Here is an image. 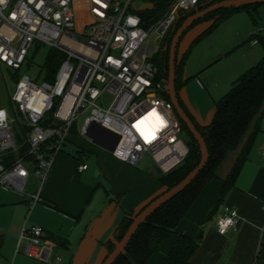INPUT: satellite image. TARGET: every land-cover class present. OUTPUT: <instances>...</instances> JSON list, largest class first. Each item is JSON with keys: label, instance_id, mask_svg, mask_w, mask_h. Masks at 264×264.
<instances>
[{"label": "built area", "instance_id": "2783aa9c", "mask_svg": "<svg viewBox=\"0 0 264 264\" xmlns=\"http://www.w3.org/2000/svg\"><path fill=\"white\" fill-rule=\"evenodd\" d=\"M137 1L151 6L138 8ZM160 1L162 15L150 21L141 12L154 8V0H0L2 67L18 74L36 42L66 58L53 82L18 75L10 105L0 107V185L26 193L32 172L40 178V188L28 193L30 211L43 200L41 188L73 135L113 145L105 128L120 137L114 150H107L111 155L137 166L148 153L163 172L187 156L183 121L170 99L168 80L159 76L153 57L160 48L152 41L161 45L179 14L201 0ZM82 13L87 22L78 31ZM105 97L111 98L107 106ZM17 128L25 138L22 144ZM22 146L27 147L23 154ZM10 151L16 153L14 161L7 159ZM89 156L86 149L79 154V172L89 169ZM239 220L238 208L227 207L218 217L219 233L235 228ZM43 235L42 226L25 224L16 252L41 259Z\"/></svg>", "mask_w": 264, "mask_h": 264}, {"label": "crops", "instance_id": "0c3cea01", "mask_svg": "<svg viewBox=\"0 0 264 264\" xmlns=\"http://www.w3.org/2000/svg\"><path fill=\"white\" fill-rule=\"evenodd\" d=\"M238 12L249 13L246 10ZM237 16L236 22L243 21V24L235 26L228 44L220 50L219 60L227 58L238 46L241 53L235 62L230 61L232 64L229 63L224 83L210 87L199 73L196 77L197 85L202 90L208 87L218 100L228 92L236 78L264 55L258 42L246 43L256 32L246 19L247 15ZM261 34L264 35V24ZM190 114L201 125L210 123L213 118L210 111L205 115L192 105ZM259 125L260 130L251 142L248 159L236 186L213 217L206 219L224 180L255 129L256 121L250 125L237 149L230 151L219 165L215 176L177 226L176 233L161 243L147 264H168L165 257L175 246L178 236L195 237L201 229L202 242L188 264H256L264 238V110ZM72 137L70 140L74 143ZM94 145L86 148L89 157H93L91 163L87 161L89 169L84 172L78 171L77 159L72 155L64 152L57 155L41 188L43 200L31 211L28 193L40 188V178L34 175L31 182L37 183L31 191L26 189V193L0 185V264H102L108 253L107 242L115 240L116 228L123 218L128 213L138 212L166 191L158 174L151 170L153 163L140 160L137 166H131ZM227 207L238 208L240 220L235 228L221 234L218 217ZM25 224H38L44 228L41 259L16 252Z\"/></svg>", "mask_w": 264, "mask_h": 264}, {"label": "trees", "instance_id": "16d2710c", "mask_svg": "<svg viewBox=\"0 0 264 264\" xmlns=\"http://www.w3.org/2000/svg\"><path fill=\"white\" fill-rule=\"evenodd\" d=\"M217 1L221 0H212L210 2L201 0L195 9L191 11H182L179 14L173 28L162 42L160 50L153 57L154 62L159 68V76L161 78L166 80L169 78L170 48L177 30L190 15ZM154 4V8L141 12L143 17L151 19L150 21L160 18L163 12V3L160 0H154ZM262 4H264V2L252 5L230 6L207 14L201 19H210L212 20V23L194 42L198 41L201 36L212 32L232 14L241 10L248 11L252 16L254 23L257 24V10ZM251 41L258 42L264 50V35H262L260 31L252 33L246 43ZM189 52L190 49L185 53L181 60L176 57L177 93L181 106L193 120L207 143L209 160L188 187L156 209L155 212H153L146 221L140 225L124 252L119 255L113 264H147L161 243L166 238L171 237L176 233L177 226L185 218L206 184L215 176V172L219 165L225 160L230 151L237 149L250 125L256 121L255 129L249 136V139L233 166V169L224 180L223 186L206 219L213 217L218 208L224 203L227 194L236 186L242 167L248 159L251 142L260 130L259 119L264 110V55L255 65L250 67L233 81L228 92L216 101V110L211 122L206 125H201L194 120L178 92L179 84L183 80V66L188 58ZM63 57L64 54L62 52L55 48L51 49L44 64L48 71L46 76L48 81L54 79L63 61ZM182 126L188 129L184 122L182 123ZM188 131L191 134V140L186 141L189 147L187 156L181 163L169 171H159L157 173L159 180L167 187L166 191L177 186L182 180H184L186 176L199 165L202 159L200 145L189 129ZM22 148L25 150L27 149L26 146H22ZM82 150L83 149L81 148H76L74 151L75 153H72L71 155L77 159ZM146 206L138 212L128 213L123 218L116 228L115 240L107 242V256L124 237L136 215ZM202 239V229L195 237H191L187 234H180L175 246L165 257L167 263L188 264L192 255L199 248ZM256 264H264V238L257 254Z\"/></svg>", "mask_w": 264, "mask_h": 264}, {"label": "rangeland", "instance_id": "374dc122", "mask_svg": "<svg viewBox=\"0 0 264 264\" xmlns=\"http://www.w3.org/2000/svg\"><path fill=\"white\" fill-rule=\"evenodd\" d=\"M204 1L210 2L212 0ZM136 6L138 8H142L145 6H151V4L147 5L146 3H144V1H137ZM237 13L239 12L232 14L227 20L218 25L212 32L201 36L200 39L196 42L194 41L210 26L212 20L201 19L195 21L191 25V27H189L185 31L184 35L181 37L178 43L177 57L179 60H181L185 53L190 49L188 58L183 66V80L179 84L178 89L183 103L190 112L192 105L196 110H199V112L203 111V114L207 115V113L210 111V113L214 116L216 110V101L218 100L216 94L214 92L211 93L208 87L202 90L200 86L197 85L196 77L199 73L202 81H204L207 86L210 85V87L213 84H217L220 86L224 83L225 75L228 72L229 63L232 64L230 61L234 60L235 62V58L237 57V55H240L239 53H241V50H238L240 46H238L234 49L236 51L228 55L227 58L225 57L219 60V58L221 57H219L220 50L223 49L226 44H228L230 36L236 29L235 26L243 24V21L236 22L235 19L239 17L237 15H247L245 17L249 21V24L253 27V30L260 32L262 30V25L264 24V4L258 7L256 15L257 24L254 23L250 13ZM83 15L84 14L82 13L79 16L80 20L78 21V24L76 26V30L78 31H81L87 22V17ZM89 31L90 28L87 29V33H89ZM152 44L157 48H161V45L158 41H152ZM51 49L52 48L46 44H40L38 42L34 43L30 51L28 60L25 62L22 69L18 72V75L22 76L24 74H28L36 79V81H38L39 83H43L44 80L48 81L46 79L48 71L45 68L44 64ZM222 57L224 56L222 55ZM65 59L66 58L64 56L63 61ZM16 78L17 74L14 71L2 67V65L0 64V107H8L10 105V90L14 89ZM53 81L54 80L52 79L48 82ZM110 103L111 98L105 97L104 104L107 106ZM17 125L18 124H16V126ZM19 130L20 129L17 128L18 141L20 144H22L25 141V138ZM181 136L185 141L191 140V134L185 127H183L182 129ZM72 139L74 140V143H71L70 140L65 150L63 151L64 153H67L69 155L75 153L74 151L76 148H78L77 146L81 147V149L82 147L86 149L87 147L94 145L87 141L85 138H80L76 135H73ZM26 150L22 148L19 153H24L26 152ZM92 157H88L87 161L91 163ZM15 158L16 153L14 151H10V153H8L7 159L9 161H14ZM141 160L144 163H152L151 156L148 153H145ZM33 179L35 178L32 172L30 183H28L26 187L28 191H31L34 187V184L37 183H32L31 181Z\"/></svg>", "mask_w": 264, "mask_h": 264}, {"label": "water", "instance_id": "95a60500", "mask_svg": "<svg viewBox=\"0 0 264 264\" xmlns=\"http://www.w3.org/2000/svg\"><path fill=\"white\" fill-rule=\"evenodd\" d=\"M264 0H221L217 1L208 7L197 11L196 13L190 15L180 26V28L177 30L176 34L173 37L171 48H170V71H169V96L174 104L176 111L182 121L186 124L190 132L193 134L194 138L198 141L200 145V149L202 152V159L199 163V165L191 171L184 180H182L177 186L173 187L172 189L164 192L160 196H158L156 199L151 201L141 212H139L132 224L130 225L129 229L127 230L124 237L117 243L114 250L106 257V259L103 261L102 264H113L115 260L119 257L121 253L124 252L126 249L128 243L132 239L133 235L136 233L140 225L146 221V219L155 212L156 209H158L160 206H162L165 202L172 199L176 195H178L180 192H182L186 187L190 185V183L198 176L200 171L205 167L209 160V149L207 146V143L201 134V132L197 129L195 123L190 118V116L187 114V112L184 110V108L181 106L178 93H177V87H176V57H177V46L181 39V37L184 35L185 31L191 27V25L205 17L207 14L214 12L219 9H223L230 6H240V5H252L257 3H263ZM103 132L109 136H112L115 139V142L113 145L108 144L103 139H99L95 136V143L99 145L100 147L106 149V150H114L116 147L120 137L113 132L102 128ZM151 170L154 172V174H157L159 172V169L156 168L154 164L151 165Z\"/></svg>", "mask_w": 264, "mask_h": 264}, {"label": "snow or ice", "instance_id": "6c2138e0", "mask_svg": "<svg viewBox=\"0 0 264 264\" xmlns=\"http://www.w3.org/2000/svg\"><path fill=\"white\" fill-rule=\"evenodd\" d=\"M96 2L99 4L100 2H101V0H96ZM102 14V13H101ZM6 58V57H5ZM3 114L2 113H0V116H2ZM146 139H147V137H146Z\"/></svg>", "mask_w": 264, "mask_h": 264}]
</instances>
